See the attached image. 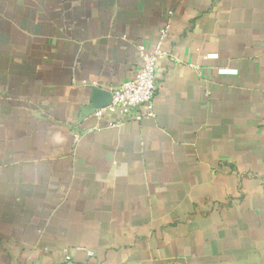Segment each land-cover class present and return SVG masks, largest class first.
Instances as JSON below:
<instances>
[{
	"label": "crops",
	"instance_id": "1",
	"mask_svg": "<svg viewBox=\"0 0 264 264\" xmlns=\"http://www.w3.org/2000/svg\"><path fill=\"white\" fill-rule=\"evenodd\" d=\"M0 264H264V0H0Z\"/></svg>",
	"mask_w": 264,
	"mask_h": 264
},
{
	"label": "built area",
	"instance_id": "2",
	"mask_svg": "<svg viewBox=\"0 0 264 264\" xmlns=\"http://www.w3.org/2000/svg\"><path fill=\"white\" fill-rule=\"evenodd\" d=\"M169 33V25L160 29L159 39L151 48L139 45L142 65L135 74L111 91L110 102L98 109L97 114L109 112L119 117V124L128 119L140 120L146 115H153V104L157 94L156 72L160 60L167 56L164 40ZM141 107V110H137ZM92 254V251H89ZM70 261V255H66Z\"/></svg>",
	"mask_w": 264,
	"mask_h": 264
},
{
	"label": "water",
	"instance_id": "3",
	"mask_svg": "<svg viewBox=\"0 0 264 264\" xmlns=\"http://www.w3.org/2000/svg\"><path fill=\"white\" fill-rule=\"evenodd\" d=\"M111 99V98H110ZM110 102V101H109Z\"/></svg>",
	"mask_w": 264,
	"mask_h": 264
}]
</instances>
